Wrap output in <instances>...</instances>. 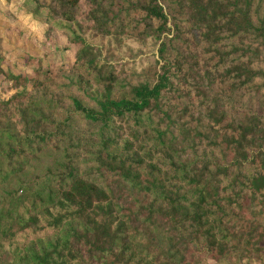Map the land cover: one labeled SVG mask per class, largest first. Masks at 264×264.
<instances>
[{
  "label": "trees",
  "instance_id": "trees-1",
  "mask_svg": "<svg viewBox=\"0 0 264 264\" xmlns=\"http://www.w3.org/2000/svg\"><path fill=\"white\" fill-rule=\"evenodd\" d=\"M33 1L72 57L14 75L0 44V264L261 260L264 0ZM82 30L156 40L154 78Z\"/></svg>",
  "mask_w": 264,
  "mask_h": 264
},
{
  "label": "rangeland",
  "instance_id": "rangeland-1",
  "mask_svg": "<svg viewBox=\"0 0 264 264\" xmlns=\"http://www.w3.org/2000/svg\"><path fill=\"white\" fill-rule=\"evenodd\" d=\"M35 7L33 0H0L1 68L11 74L33 75L39 60L43 66H49L50 63L60 66L71 61L72 52L65 49L67 35L72 36L69 27L49 16L46 9H41L38 15L32 14ZM81 36L94 49L100 64L112 66L122 76L140 78L133 80L135 82L154 78L158 69L159 43L156 40H136L126 36L101 37L87 30H82ZM14 92L11 85L0 76V104L10 99ZM125 134L128 137V131ZM5 246L7 248V244ZM261 260L253 259L244 263L260 264ZM207 263L215 264L212 261Z\"/></svg>",
  "mask_w": 264,
  "mask_h": 264
},
{
  "label": "crops",
  "instance_id": "crops-1",
  "mask_svg": "<svg viewBox=\"0 0 264 264\" xmlns=\"http://www.w3.org/2000/svg\"><path fill=\"white\" fill-rule=\"evenodd\" d=\"M260 264H264V257H263V259L261 260V263Z\"/></svg>",
  "mask_w": 264,
  "mask_h": 264
}]
</instances>
